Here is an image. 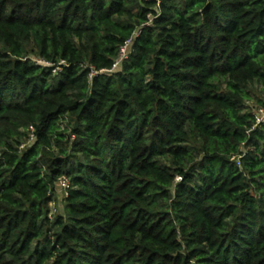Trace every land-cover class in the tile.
Instances as JSON below:
<instances>
[{
  "label": "trees",
  "instance_id": "obj_1",
  "mask_svg": "<svg viewBox=\"0 0 264 264\" xmlns=\"http://www.w3.org/2000/svg\"><path fill=\"white\" fill-rule=\"evenodd\" d=\"M260 107L264 0H0V264H264Z\"/></svg>",
  "mask_w": 264,
  "mask_h": 264
},
{
  "label": "built area",
  "instance_id": "obj_2",
  "mask_svg": "<svg viewBox=\"0 0 264 264\" xmlns=\"http://www.w3.org/2000/svg\"><path fill=\"white\" fill-rule=\"evenodd\" d=\"M132 40L133 38H130L124 43V45L120 47L118 57L115 60L112 66V69L108 70L107 72L114 71L119 66V64L122 62V60L127 57L128 49L132 43ZM41 63L44 64V62H41ZM94 74H97V72L92 71L91 75H94ZM254 115H255V121L257 124H260V123L264 124V107H260L257 110H255ZM237 165L240 166V162H238ZM58 186H59V190L66 195L67 189L69 188V180L67 179V177H64V176L60 177L58 179Z\"/></svg>",
  "mask_w": 264,
  "mask_h": 264
},
{
  "label": "rangeland",
  "instance_id": "obj_3",
  "mask_svg": "<svg viewBox=\"0 0 264 264\" xmlns=\"http://www.w3.org/2000/svg\"><path fill=\"white\" fill-rule=\"evenodd\" d=\"M259 94V95H258ZM257 95L259 97H263L258 91H257ZM62 195H56L55 199L56 201H54L52 204H51V207H52V210L54 213H59V211H61V207H62V198H61Z\"/></svg>",
  "mask_w": 264,
  "mask_h": 264
}]
</instances>
